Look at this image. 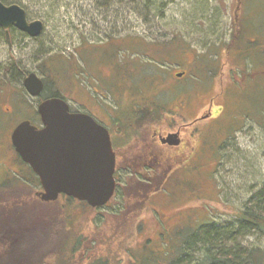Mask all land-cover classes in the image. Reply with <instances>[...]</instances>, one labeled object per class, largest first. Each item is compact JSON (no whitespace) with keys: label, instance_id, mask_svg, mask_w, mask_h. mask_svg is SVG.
Instances as JSON below:
<instances>
[{"label":"rangeland","instance_id":"obj_1","mask_svg":"<svg viewBox=\"0 0 264 264\" xmlns=\"http://www.w3.org/2000/svg\"><path fill=\"white\" fill-rule=\"evenodd\" d=\"M15 1L45 28L32 37L15 27L9 46L0 26V208L6 214L34 206L53 230L73 229L76 221L98 248L118 239L115 249L133 253L146 243L157 248L163 236L172 243L211 220L236 219L264 182V0H166L158 16L134 5L125 12L117 3L108 11L93 0H62L58 12L47 0ZM32 71L48 85L36 97L23 83ZM55 89L72 110L90 111L107 126L118 118L123 131L132 128L131 115L145 117L146 104L155 110L161 103L149 127L165 135L186 124L181 134L188 145L128 151L131 168L102 207L64 194L43 201L7 134L26 117L38 123L33 109ZM166 164H173L167 181L139 210L142 198L129 193L137 187L142 196L138 180H158ZM248 241L264 247L259 234Z\"/></svg>","mask_w":264,"mask_h":264},{"label":"trees","instance_id":"obj_2","mask_svg":"<svg viewBox=\"0 0 264 264\" xmlns=\"http://www.w3.org/2000/svg\"><path fill=\"white\" fill-rule=\"evenodd\" d=\"M1 1L6 4L18 3L15 0ZM60 1L62 0H47L46 2L51 3L52 11L58 12ZM93 3L106 7L108 11L116 3L121 4L125 7V12L128 10L126 6L130 8V5H134L133 7L139 13H154L155 16L162 13L163 7L167 5L166 0H93ZM124 20L126 21L127 18L125 17ZM12 30H16L15 27L10 28L11 36ZM1 33L6 38L3 28H1ZM108 36L111 37L110 34ZM155 43L161 44L162 42L155 41ZM50 57H52L51 54L45 58L44 62L46 63V59ZM14 68L16 64L13 63L10 70ZM43 79L45 81L44 93L48 85L46 79ZM50 96L65 97L56 89L45 94L43 98ZM159 106L162 108L161 103H155V112H153L152 108L149 109L151 104H146L148 111L142 109L146 115L141 119L143 122L139 123V126L133 123L138 115H131L130 126L132 128L128 126V129H125V149L129 152L133 149H143L136 138L139 132L148 137L151 143L152 139L149 137H153V132L157 128H151L149 124L152 122L150 120L159 117L156 115ZM156 142L161 144L158 139ZM156 142H152L149 146L154 148ZM166 147L171 151L179 148L168 145ZM172 165L166 164L162 173L158 175V180H154L152 176L147 181L138 180L143 188L142 196L137 194V187L129 195H138L142 198V202L139 201L141 205L139 210L146 207L151 194L167 181V174ZM32 173L37 184L35 182H30V184L39 190L37 186H40L39 177L33 171ZM126 184L122 185L123 189L127 187ZM3 188L1 187L0 190L5 191ZM66 197L70 200L74 199L72 196ZM123 197H126L125 192H123ZM30 209L25 213L20 210L6 214L9 211L4 210L3 207L0 208V264H264V247L248 241L250 234H259L260 237H264V182L248 198L240 213L235 215L236 219L226 223L211 220L199 227L183 230L182 234L179 233V238L172 243H169L167 237L163 236L157 248H151L150 244L146 243L143 250L134 253L130 247L125 248L124 251L115 249L117 246L115 242L119 241L118 239H109L101 248H98L97 242L88 233L79 232L76 229V221L71 222L73 229L65 226L62 227L64 230H57L58 228L53 230L55 226L42 216L40 209L36 213L33 212L36 209L34 206ZM177 229L179 230L180 227ZM78 252H81L78 254H81L80 257L76 255Z\"/></svg>","mask_w":264,"mask_h":264},{"label":"water","instance_id":"obj_3","mask_svg":"<svg viewBox=\"0 0 264 264\" xmlns=\"http://www.w3.org/2000/svg\"><path fill=\"white\" fill-rule=\"evenodd\" d=\"M0 26L12 46L10 28L16 27L36 37L43 32L45 23L40 18L29 19L21 4L0 0ZM23 83L32 96H39L45 87L43 78L35 71L29 72ZM37 110L41 127L24 119L11 133L15 150L39 176L42 189L37 195L42 200L53 201L65 194L92 207L106 205L117 189L116 153L109 129L91 113L71 110L62 96L43 99ZM161 142L179 145V131L161 136Z\"/></svg>","mask_w":264,"mask_h":264},{"label":"flooded vegetation","instance_id":"obj_4","mask_svg":"<svg viewBox=\"0 0 264 264\" xmlns=\"http://www.w3.org/2000/svg\"><path fill=\"white\" fill-rule=\"evenodd\" d=\"M43 100V97H42V99L41 100H39V102L40 101H42ZM148 105V104H147ZM8 109V108H7ZM153 112H155V110H153V109H151ZM10 111H11V109H10ZM33 112H36L37 113V115L36 116H38V119H39V122L38 123H35L36 125H38L39 127H41L42 126V122H41V118H40V115H39V113H38V110L37 109H33ZM88 112H90V111H88ZM103 112V111H102ZM8 114L10 113V112H7ZM143 117H140L139 115L134 119V121H133V123H135L136 125H140L139 123H141V122H143V120H141ZM24 119H29L28 117H26V118H24ZM195 120H197V118L196 119H194V121ZM32 121V120H31ZM111 121H112V123L110 122V126H107L103 121V123L106 125V127L109 129V131H110V134H111V139H112V144H113V148H114V151H115V153H116V172H115V177H116V179H117V188H118V186H119V182H118V178H119V176H120V174L122 173V171L124 172V171H127V170H129L130 168H131V166H130V158H131V156L129 155V154H131V153H128V150L127 149H125V144H126V142H125V139H126V132H125V130L123 131L122 130V126H121V121H120V119H116V118H114V120H112V118H111ZM33 123H34V121H32ZM1 124V123H0ZM186 124H183V126H180L179 128H177V130L176 131H179V136L181 137V143L179 144V145H176V146H174V145H169V144H166V143H162L161 142V136H166L168 133H170V132H167L165 135L161 132V131H159V130H157V129H155L154 130V132H153V137H149V139H152L151 140V143L153 142H156L157 141V139L159 140V142L162 144V145H164V146H166V145H168V146H174V147H179V146H181L182 144H184L185 143V145L187 146L188 144H186V139H185V137H183L182 136V134H181V132H182V129H183V127L185 126ZM15 127V126H14ZM14 129V128H13ZM13 129H12V131H13ZM114 129H118L119 131L118 132H115L114 131ZM121 130V131H120ZM12 131H10L8 134H7V142L9 141V143H8V145H9V147H10V149H11V151H12V153H13V156H14V158L17 160V161H19V163H21V164H23L24 166H25V168H28V170H31L32 171V169H31V167H30V165L28 164V163H26L25 161H23V159L21 158V156L18 154V152L15 150V147H14V145H13V143H12V140H11V133H12ZM176 131H171V132H176ZM136 138H137V141L142 145L141 147L143 148V149H145V148H148V147H150L149 145L151 144L150 143V141L148 140V137H146V136H144V134L143 133H141V132H139L138 134H137V136H136ZM153 139H154V141H153ZM157 143V142H156ZM144 146V147H143ZM143 149H140V150H142L143 151ZM193 149V148H192ZM140 152V151H139ZM141 155V154H140ZM140 155H138V156H136V158H139L140 157ZM131 165H132V163H131ZM152 169V168H151ZM41 186V185H40Z\"/></svg>","mask_w":264,"mask_h":264}]
</instances>
